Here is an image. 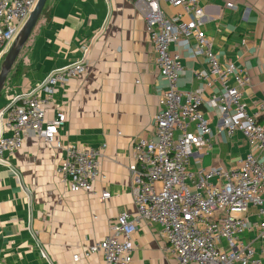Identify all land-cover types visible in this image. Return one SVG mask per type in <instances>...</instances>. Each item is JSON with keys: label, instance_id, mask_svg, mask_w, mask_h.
<instances>
[{"label": "crops", "instance_id": "crops-1", "mask_svg": "<svg viewBox=\"0 0 264 264\" xmlns=\"http://www.w3.org/2000/svg\"><path fill=\"white\" fill-rule=\"evenodd\" d=\"M199 5L204 9L199 30L220 62L247 70L243 100L250 112L262 105L258 120L264 122V0H199ZM159 6L167 16L181 12L163 0ZM42 10L0 93V129L4 107L15 96L29 94L52 71L82 58L85 71L55 86L47 107V119L57 111L65 114L55 138L59 146L29 135L0 162V264H105L101 253L78 261L72 256L103 239L121 213L134 215L133 142L154 137L153 116L165 81L132 0H46ZM170 50L183 55L180 90L202 87L194 72L206 70L205 58L192 57L183 45ZM216 91L205 88L204 97ZM206 114L213 146L193 158L192 166L236 164L250 147L238 132L226 138L216 131V110ZM69 145H103L98 162L104 178L89 190L72 191L56 173ZM104 191L109 197L101 199ZM159 229L156 223L138 224L128 264H173Z\"/></svg>", "mask_w": 264, "mask_h": 264}, {"label": "built area", "instance_id": "built-area-1", "mask_svg": "<svg viewBox=\"0 0 264 264\" xmlns=\"http://www.w3.org/2000/svg\"><path fill=\"white\" fill-rule=\"evenodd\" d=\"M36 1L0 0V62ZM160 1L132 0L144 20L156 69L165 81L153 116L154 137L140 136L133 142L131 189L136 211L118 215L103 239L72 259L101 253L105 264H128L132 234L141 221H147L159 225L173 264H264V122L258 120L262 105L249 111L243 100L249 85L247 70L220 62L199 30L204 23L199 0H163L181 8L172 16L163 13ZM171 45L187 46L192 57L205 58L206 70L194 72L202 87L180 90L183 55L171 51ZM83 59L52 71L37 89L6 104L0 162L21 148L29 135L55 143L65 114L57 111L47 119L46 110L55 86L84 73ZM212 86L217 91L204 97V89ZM215 110L216 131L226 138L240 133L250 150L227 167H193V158L212 149L214 133L206 111ZM102 149L103 145L65 147L56 173L72 191L91 189L98 177L104 178L98 162ZM108 197V192L101 193V199Z\"/></svg>", "mask_w": 264, "mask_h": 264}, {"label": "water", "instance_id": "water-1", "mask_svg": "<svg viewBox=\"0 0 264 264\" xmlns=\"http://www.w3.org/2000/svg\"><path fill=\"white\" fill-rule=\"evenodd\" d=\"M46 0H37L28 18L16 34L10 48L0 63V93L4 86L6 77L11 70L18 54L25 45L36 21L38 20Z\"/></svg>", "mask_w": 264, "mask_h": 264}, {"label": "rangeland", "instance_id": "rangeland-1", "mask_svg": "<svg viewBox=\"0 0 264 264\" xmlns=\"http://www.w3.org/2000/svg\"><path fill=\"white\" fill-rule=\"evenodd\" d=\"M30 36V35H29ZM28 40V39H27ZM19 55V54H18ZM18 57V56H17ZM3 59V58H2ZM2 61V60H1ZM1 63V62H0Z\"/></svg>", "mask_w": 264, "mask_h": 264}, {"label": "trees", "instance_id": "trees-1", "mask_svg": "<svg viewBox=\"0 0 264 264\" xmlns=\"http://www.w3.org/2000/svg\"><path fill=\"white\" fill-rule=\"evenodd\" d=\"M42 12H43V10H42Z\"/></svg>", "mask_w": 264, "mask_h": 264}]
</instances>
